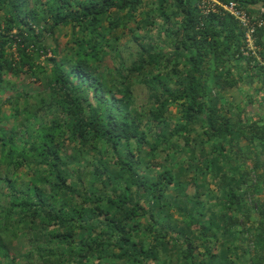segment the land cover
<instances>
[{"label": "trees", "instance_id": "trees-1", "mask_svg": "<svg viewBox=\"0 0 264 264\" xmlns=\"http://www.w3.org/2000/svg\"><path fill=\"white\" fill-rule=\"evenodd\" d=\"M197 4V0H0V264H106V259L108 264L119 260L147 264L159 259L170 244L183 264H229V258L225 263L220 260L223 244L218 249L215 245L218 238L244 230L239 214L245 208L244 213L257 214L258 223V237H247L249 247L256 250L251 263L264 264V204L253 195L264 193L256 171L264 166V158L254 149L248 153L250 145L255 149L264 145L263 118L248 97L245 106L251 107L255 120L246 115L243 122L240 116L246 111L237 107L232 113L227 94L249 69L257 70L264 85V69L251 56L235 57L244 35L237 20L216 12L203 14ZM144 8L145 17L137 19ZM157 17L174 18L163 31L170 38L171 53L162 52L147 32L139 38L148 41L131 54L130 65L125 68L120 61L118 74L126 71L118 77L121 81L100 75L105 48L110 47L116 58L119 55L112 47L119 36L110 35L131 22L134 29L150 30ZM64 29L71 31V38L61 49L57 36ZM133 74L151 82V105L143 118L148 130L130 108L126 80ZM23 77L31 78L30 84L21 83ZM172 105L180 117L171 128L164 114ZM151 134L162 145L142 156L141 145ZM180 141L175 152L191 153L187 159L199 164L200 175L212 176L220 184L223 197L218 202L223 209L212 211L206 193L196 192L190 210L173 207L175 198L166 191L175 165L167 169L153 162L158 150L166 152ZM241 141L247 145L242 147L243 160L236 164L239 175L220 174L221 161L230 164L236 153L232 149ZM66 142L74 154L98 146L107 150L93 172L81 177L61 155ZM145 157H150V165L143 163ZM248 160L253 161L250 167L239 169ZM177 162L187 164L181 158ZM112 165L119 173H109ZM251 173L257 175V185L250 184ZM248 195L256 209L249 206ZM163 200L186 215L189 233L175 229L168 211H157ZM211 211L214 219H201ZM213 228L215 233L210 232ZM198 240L204 245L195 260Z\"/></svg>", "mask_w": 264, "mask_h": 264}, {"label": "rangeland", "instance_id": "rangeland-1", "mask_svg": "<svg viewBox=\"0 0 264 264\" xmlns=\"http://www.w3.org/2000/svg\"><path fill=\"white\" fill-rule=\"evenodd\" d=\"M147 1V0H146ZM147 8L142 9L140 15L137 16V19H143L145 17V11ZM173 17L169 18L168 20H164L162 18L157 17L155 19V25L150 28V30H143V29H134L135 23L131 22L128 23L126 28H119L117 29L112 35H110L111 39H114V37L119 36L117 41H114L115 43L112 44V47H116V49L119 52V55L117 58L112 55V51H110V47L105 48V53L103 59L101 62L98 64L99 65V74L107 73L111 79L118 78V77H123L126 75V71L123 70L120 75L118 74V71L120 69V61L125 63V68L130 65V62L134 59L133 55L137 49L139 44L145 43L148 41L147 39H140L139 37L144 35L145 33H149V36L154 39L155 43H158L160 45L161 51L164 52L166 55L171 53L170 48L167 46V43L170 42V38H166L164 35V29L166 24L171 23L173 21ZM130 29H134L131 31ZM67 33V35H65ZM71 38V31H65L62 30L61 33L57 36V40L60 44V48H65L66 47V42H68ZM62 56H59V58ZM248 73V72H247ZM138 78V79H137ZM128 81L126 80V84H128V87L130 88V108H132L133 114L139 118L141 116V121L142 123H146L144 116L149 110L150 104V91H149V85L151 84L150 80H148V77L145 76H140L137 77L135 74L131 75L130 77L127 78ZM138 81H137V80ZM119 81H121L120 78H118ZM31 78H26L23 77V80L21 83L27 84L31 82ZM137 81V82H135ZM247 85H250L252 82H250L248 79L246 80ZM30 84V83H29ZM253 84V83H252ZM31 86L35 89H39L38 84H31ZM237 99V98H236ZM233 100V99H232ZM254 107V106H253ZM258 110H260V113L263 118V123H264V105L261 103L259 107H257ZM235 109L233 106L231 108V112L235 113ZM241 109V108H240ZM243 114L240 116L241 120H246V115L251 116L249 117L248 120L254 121L255 118L250 114L251 107L250 106H245L244 109L242 108ZM256 110V107H255ZM180 117L179 109L176 105L170 106L169 110L164 114V118L168 121L170 127L172 128L175 122L178 120ZM233 119H236L235 116H233ZM145 130H148V125L143 126ZM159 130H155L157 133ZM162 143L159 139H156L153 134L150 135L148 138L147 142L141 145V155H145V152H148L150 148L153 146H158L161 147ZM247 145L246 142L241 141L238 142V145L234 147L232 150L235 153V156L232 155L230 156V164L226 161L223 160L221 161V166L219 169H229L230 172H233L234 169H238L236 167L237 162L243 160V154L246 153L245 149L243 150L242 147ZM181 147V141L178 142V144L174 145L172 148H168L166 152L159 151L158 150V159H156L155 162L153 163H159V167L162 168H170L171 166L175 165L173 169V182L169 189L166 191V194L172 198H175L172 203L174 204L173 207H176L178 204V207H186L187 210L191 209V206H193L194 202L193 199H191L195 192L200 193H206V196L204 197L205 200H207V206L209 208H212L213 210L219 211V209L222 208V203H219L218 200H222V194L221 190L219 189L220 184H216L215 181L216 179L212 176H201L200 173L197 171V165L199 164H194L192 161L188 160L187 158L191 156V153L187 154H177L175 152L176 148ZM132 148V152L135 153V148ZM249 152L252 153L253 149L257 151L259 154L258 156L260 159L262 157L264 158V145L258 148H254L251 145L249 146ZM105 151L107 149H104ZM104 150L101 149L99 146L97 149H87L82 151V153H77L74 154L71 151V148L68 146V143L66 142L63 147H62V153L61 155L64 156L65 161L68 163V168L69 169H77L78 172L81 174L86 173L87 175L91 174L94 169V165L98 162L101 161L104 158ZM237 150H240L241 153H238ZM99 153V154H98ZM168 155H171L168 157ZM177 155V156H176ZM253 155V154H251ZM253 157V156H252ZM181 158L183 161H186L187 164H184L183 166H179L178 164V159ZM131 159V158H130ZM150 159V157L148 158ZM146 160V157L143 159V163H147L150 165V160ZM252 159V158H251ZM228 163V164H227ZM248 163V165L246 164ZM244 163V165L240 166L239 169H247L250 167V165L253 163L252 160H248ZM246 166V167H245ZM117 165H112L110 166L109 173L111 174H116L117 171ZM155 169V166L151 165L149 167L150 175H153L152 171ZM196 169V170H195ZM200 169V167L198 168ZM119 173V172H118ZM154 176V175H153ZM19 177H16L18 179ZM75 179L73 177L70 178V180ZM214 179V182H213ZM18 181V180H17ZM27 183V181H25ZM114 184L113 179L110 180L108 188L111 190L112 186ZM203 185V188H199L200 186ZM205 189V190H204ZM134 189H132L133 191ZM117 193H120V190H116ZM210 191V192H209ZM204 195V194H203ZM132 194L129 195V197L132 199ZM190 198V199H189ZM164 201V200H163ZM165 202V201H164ZM171 204L168 202H165V204L161 207V209L157 210L159 211H168L171 217V223H173L174 227L176 230L179 229H185L189 233V229H187L186 223L188 222V219L184 213H180L177 211L175 208H173ZM211 213H208V216H203L201 219L204 221H209L211 217L213 219L215 216L212 215ZM144 222V219H142V223ZM162 223H168V222H162ZM216 225V224H214ZM166 226V225H164ZM216 228H213L211 233H215ZM199 232L194 231V234L197 235ZM173 235L176 234V232H172ZM223 238L219 240L216 243V248L218 249L219 243ZM196 244L198 245V248L195 249L194 255H195V260L200 259L198 253L199 251H203V242L201 240L195 241ZM215 248V251L217 249ZM117 251V250H116ZM115 251V252H116ZM177 250H175L172 247V244L166 247L165 250H163V254L160 256L159 259L152 260L151 262L147 264H183V260L181 259V256L179 257L178 254L176 253ZM109 260L106 259V264H108ZM116 264H132L130 261H124V260H119L116 262Z\"/></svg>", "mask_w": 264, "mask_h": 264}, {"label": "crops", "instance_id": "crops-1", "mask_svg": "<svg viewBox=\"0 0 264 264\" xmlns=\"http://www.w3.org/2000/svg\"><path fill=\"white\" fill-rule=\"evenodd\" d=\"M251 8L256 9L258 5L263 4L261 0H258L256 2H251ZM261 34H259L260 39L258 40L259 47L262 50V55L264 56V27L260 29ZM241 65L246 64L245 62H241ZM246 68L247 66L244 65ZM257 70H247L246 72H242V81L239 82L237 87L231 88L228 91V102L230 103V106H233L235 108L240 107L241 109L245 107L246 100L248 97H251V100L254 102L253 105L255 107H258L262 103V97L264 96V90L262 83L258 80L257 75L255 74ZM248 72V73H247ZM249 80L252 82L250 85H247L246 80ZM237 98V99H236ZM233 99V100H232ZM244 122V120H242ZM229 171L228 169H221L220 174ZM258 179L259 183L264 185V166H259L257 169ZM234 176H238V170L234 169L233 172ZM219 174V175H220ZM245 187V186H243ZM261 187V185L259 186ZM257 187V188H259ZM220 189V187H219ZM256 193V192H255ZM255 196V199H257L260 203L264 204V193H256L253 194ZM249 196V195H248ZM250 206V205H249ZM246 209V208H245ZM239 214V217H241V221L244 222L245 228L241 230L247 231V233L244 234L243 231L235 232L230 237L229 236H222L219 238H223L219 245V253H220V260L224 263L226 262L227 258L231 260L229 261V264H252L251 258L255 254V249L249 247L248 238L250 237L253 239H256L258 237V223H257V214L255 215V212L252 210L249 212V215L244 210ZM247 228V230H246ZM233 242V243H232ZM252 242V241H251ZM228 248V249H227ZM230 248V249H229ZM228 261V260H227ZM228 263V262H227Z\"/></svg>", "mask_w": 264, "mask_h": 264}, {"label": "built area", "instance_id": "built-area-1", "mask_svg": "<svg viewBox=\"0 0 264 264\" xmlns=\"http://www.w3.org/2000/svg\"><path fill=\"white\" fill-rule=\"evenodd\" d=\"M198 8L201 13L208 14L209 12H216L222 15H230L237 20L240 28L244 31L241 39V47L236 54V58L249 56L255 58L257 66L264 69V56L259 47L258 40L259 30L264 27V5L260 4L256 9L251 8L250 2L245 0H197ZM262 104L264 105V96L262 97ZM250 184L257 185V175L250 174ZM264 189V185H263ZM247 196V201L250 206L256 209V199Z\"/></svg>", "mask_w": 264, "mask_h": 264}]
</instances>
